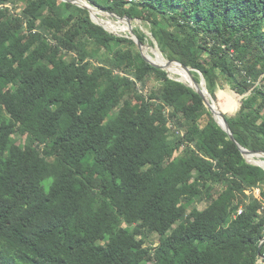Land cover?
<instances>
[{"label":"trees","instance_id":"1","mask_svg":"<svg viewBox=\"0 0 264 264\" xmlns=\"http://www.w3.org/2000/svg\"><path fill=\"white\" fill-rule=\"evenodd\" d=\"M89 1L143 21L214 99L243 96L225 117L264 151V0ZM263 186L204 99L128 34L60 0H0V264H261Z\"/></svg>","mask_w":264,"mask_h":264},{"label":"water","instance_id":"2","mask_svg":"<svg viewBox=\"0 0 264 264\" xmlns=\"http://www.w3.org/2000/svg\"><path fill=\"white\" fill-rule=\"evenodd\" d=\"M66 3H71V4H75L78 7L84 8L86 10H88L90 12L91 18L93 19V21L95 23H97L98 25L102 26L104 29H106L107 31L114 33L112 31H110L109 29H107L106 26H104L102 24V22L100 21V15L103 16H107V17H112L115 19H118L120 21H127L128 22V27H129V34L128 37L131 38L132 40H134L136 42V44L138 45L142 56L144 57V59L151 64L152 66L167 71L170 75L169 72V67H172L173 65H177L178 67L181 68V70H183L190 78V82H186L184 81L182 78H178L175 79L170 75V78L175 79L179 82H182L186 85H188L189 87H191L192 89H194L203 99H204V103L207 107V109L212 113L214 119L216 120V122L219 124V126L229 135V138L232 142H234L238 148L240 149L243 157L246 159V161L254 166H258L264 169V166L257 163L258 159H261L264 161V151H250L246 148H244L243 146H241L233 132L232 129L230 127V124L227 120V118L225 117V114L223 113V111L217 106V103L215 101V99L213 98V96L210 94V92L207 89V83L206 80L204 78V76L201 75V82L199 83L196 78L193 75V69L185 66L183 63H181L178 60H169L167 59L161 49L159 48L158 43H156V45L159 48L160 53L162 54V56L167 60V62L164 65L158 64L151 55L147 54V47L146 45H143L141 43V41L139 40L138 36L135 34L134 32V28L132 25V20L129 18H121L113 13H110L106 10H104L101 7L98 6H94L93 4H91V2L89 0H60ZM116 35L121 36L122 34H118V33H114ZM207 93V95L205 94ZM243 97V96H242ZM254 160V161H253ZM262 250V246L260 248Z\"/></svg>","mask_w":264,"mask_h":264},{"label":"rangeland","instance_id":"3","mask_svg":"<svg viewBox=\"0 0 264 264\" xmlns=\"http://www.w3.org/2000/svg\"><path fill=\"white\" fill-rule=\"evenodd\" d=\"M101 5H105L107 3L108 0H97ZM16 7V6H15ZM13 7L12 5L9 6V8L11 10H13L16 13H20L22 11V6H20L18 8V10H16V8ZM100 21L102 22V24L104 26L107 27V29H109L110 31L114 32V33H118V34H129V27H128V22L127 21H120L118 19L112 18V17H107V16H103L100 15ZM132 25L133 28L136 27H140L150 38L151 44L148 43L146 45L147 47V54L151 55L152 57H155L156 53L159 51L158 46L156 45V40L153 38L150 30L148 27H146V25L144 24L143 21L141 20H137V21H132ZM113 28L116 27L118 30H111L109 27ZM171 75V74H170ZM172 76V75H171ZM175 79H178V75H173L172 76ZM228 93L231 96H234L236 99V103H232L228 105V100H227V96L224 93ZM242 100L243 97L241 95H239L238 93H236L235 91L231 90V88H226L222 91L219 92L217 98L215 99L217 106L223 111V113L226 114H233L236 113L237 111H239L240 107L242 106ZM15 138L17 140H19L21 143H26L27 142V137L26 136H22L20 134H16ZM37 148H39V150H43L45 148V144H36ZM262 193V194H261ZM261 195L262 197H264V186L261 189ZM259 194V195H260ZM198 206L199 209H204L206 207V203H199L197 200H194V202L190 205V211L195 207ZM146 247L148 248H154L158 245V237L157 235H150L147 239H146Z\"/></svg>","mask_w":264,"mask_h":264},{"label":"bare ground","instance_id":"4","mask_svg":"<svg viewBox=\"0 0 264 264\" xmlns=\"http://www.w3.org/2000/svg\"><path fill=\"white\" fill-rule=\"evenodd\" d=\"M109 27V26H108ZM110 28V27H109ZM111 30H115V31H117L118 29L116 28V27H111L110 28ZM153 59L158 63V64H161V65H164L166 62H167V60L162 56V54L160 53V51H158L157 53H156V55H155V57H153ZM169 72H170V74L173 76H175V75H178V78H182L184 81H186V82H190V78H189V76L183 71V70H181V68L180 67H177V66H175V65H173L172 67H169ZM206 95H207V93H205ZM208 96V95H207ZM254 161V160H253ZM257 163H259V164H261V165H263L264 166V161L263 160H261V159H258L257 160Z\"/></svg>","mask_w":264,"mask_h":264},{"label":"built area","instance_id":"5","mask_svg":"<svg viewBox=\"0 0 264 264\" xmlns=\"http://www.w3.org/2000/svg\"><path fill=\"white\" fill-rule=\"evenodd\" d=\"M130 1H132V0H130ZM261 189H262V187L254 188L250 194L255 196V197H258L259 194L261 193ZM242 212H243V208H240L238 211V214L240 215V214H242ZM261 246H262V252H261V256L259 257V263L264 264V235H263V239L261 241Z\"/></svg>","mask_w":264,"mask_h":264}]
</instances>
